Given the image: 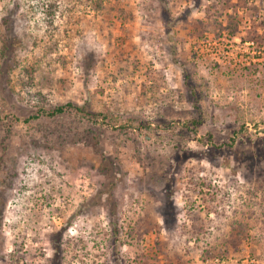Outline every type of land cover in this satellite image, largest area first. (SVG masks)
<instances>
[{
    "label": "rangeland",
    "instance_id": "obj_1",
    "mask_svg": "<svg viewBox=\"0 0 264 264\" xmlns=\"http://www.w3.org/2000/svg\"><path fill=\"white\" fill-rule=\"evenodd\" d=\"M0 199V264H264V0H0Z\"/></svg>",
    "mask_w": 264,
    "mask_h": 264
},
{
    "label": "trees",
    "instance_id": "obj_2",
    "mask_svg": "<svg viewBox=\"0 0 264 264\" xmlns=\"http://www.w3.org/2000/svg\"><path fill=\"white\" fill-rule=\"evenodd\" d=\"M163 12V17L164 19L166 20V22L168 23V10L166 7H164V9L162 10ZM184 83L186 84V75H184ZM86 105V102H84V105H76V104H71L69 103L66 107L69 108V109H74L76 112H83L84 111V107ZM65 110V108L63 107H59L57 108L56 110H54L53 112H51L49 114V116H54V115H57V114H61L63 111ZM195 123V122H194ZM95 139L93 138H90L88 140H86V143L87 144H92L94 147L96 146V142H94ZM99 152V151H98ZM108 191H99L98 194L99 196L103 195V194H107ZM109 193V192H108ZM97 194V195H98ZM100 199V197H98ZM111 207H112V204H110V202L112 201L111 197L107 198L106 200ZM3 205H4V202L3 200L0 199V223H1V217H2V214H1V211L3 210ZM108 205V207L110 208V206ZM50 242H51V247L53 249V254H52V257L50 259V264H59V247H58V244H57V239L54 238V235L51 236L50 238Z\"/></svg>",
    "mask_w": 264,
    "mask_h": 264
}]
</instances>
